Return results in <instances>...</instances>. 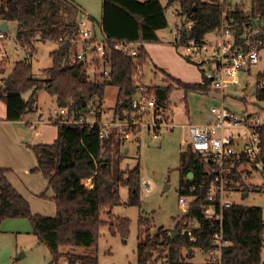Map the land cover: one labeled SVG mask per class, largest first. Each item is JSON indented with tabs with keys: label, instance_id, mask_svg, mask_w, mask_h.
Wrapping results in <instances>:
<instances>
[{
	"label": "trees",
	"instance_id": "obj_1",
	"mask_svg": "<svg viewBox=\"0 0 264 264\" xmlns=\"http://www.w3.org/2000/svg\"><path fill=\"white\" fill-rule=\"evenodd\" d=\"M102 1L100 27L107 39L109 77L103 81H91L86 71L81 70L83 65L80 62L71 64L66 59L71 45L60 42L78 30L80 12L75 3L71 0H0V22L16 24V43L26 54V58L17 62L10 74L0 81V101L6 106L8 122L21 121L36 111L37 93L42 89L56 99L58 108L66 107L81 113L90 106L99 109L105 100L108 81L119 89L115 112L124 117L132 110L133 100L140 89L135 79L149 65V56L144 46H140L136 55L131 57L114 50L113 45L117 42H159L158 32L168 27L165 8L160 0ZM175 3L180 6L178 16L194 22L192 37L197 39L212 32L220 24L225 11L219 0H168L169 6ZM229 16L234 20L238 35L252 26L260 29L264 37V0H251L249 11L236 8ZM181 37L183 43L186 42L187 35L183 33ZM38 42L58 45L51 54L53 66L45 71L46 80L35 78L33 73L31 61ZM5 62L0 64V74L6 71ZM165 76L170 81L167 86H143L147 98L155 100L160 109L170 108L171 96L177 89L184 91V102L189 93L206 94L212 90L203 73L201 84H187L167 74ZM28 92H31L30 98L25 99L24 94ZM255 96L264 102V72L257 75ZM97 116L100 119V113ZM55 123L58 126L57 138L50 144L31 147L37 160V166L31 172L41 173L47 180L48 190L52 191L50 200L56 207L55 216L33 214L29 202L7 179L9 171L0 167V222L28 219L39 242L49 248L51 264H58L65 256L61 253V248L65 247L85 248L87 254L80 257L81 263L99 264L96 251L101 230L107 226L111 234L123 238L130 233L128 219L115 216H111L109 221L103 219L105 214L111 215L112 210L122 204L120 189H128V205L142 208L141 165L138 163L133 169L122 170L124 142L115 137L102 139L99 128L65 126L60 121ZM258 136L259 160L264 164V125L258 129ZM245 162L247 159L236 163L233 179L248 193L242 172L237 169ZM208 169L203 157L190 148L183 152L179 168L180 193L205 178ZM87 181H91L90 186H86ZM148 225V220L140 213L139 226ZM224 234L230 245L223 252L222 264H264L263 209L234 205L225 212ZM197 247L208 249V243L190 244L180 236L178 227L171 232L159 228L154 235L147 229L144 240L137 247V264H157L165 253L171 264H185L182 262L184 252Z\"/></svg>",
	"mask_w": 264,
	"mask_h": 264
},
{
	"label": "rangeland",
	"instance_id": "obj_2",
	"mask_svg": "<svg viewBox=\"0 0 264 264\" xmlns=\"http://www.w3.org/2000/svg\"><path fill=\"white\" fill-rule=\"evenodd\" d=\"M140 1L144 2L146 0ZM160 1L165 8L168 27L161 30L159 35L162 43L169 44L174 41L172 33L175 32L176 26H182L186 19L178 16L177 13L180 8L178 3L169 6L168 0ZM76 2L90 3L92 8L89 5L84 6L83 3V6H80L83 9L85 8L84 10L88 11L90 16H96L95 18L99 21L97 16H99L101 8L100 0H76ZM250 7L251 0H244L242 9L249 11ZM81 16L86 18L87 14H85V17L84 15ZM82 17H79L78 21L83 20ZM93 22L98 28V30H95L101 33L100 25L95 21ZM8 28L9 32L6 34V40L0 43V52L8 56V62L5 66L6 71L0 74V81L10 74L17 61L26 57L21 48L16 46V24L8 23ZM57 47V43L54 42L37 43L36 52L31 61L35 78L48 79L45 71L53 66L51 54ZM174 48L175 58L171 57L169 52L163 53L162 58L170 65L172 64L174 69H177L179 66L176 60L180 59L179 57L185 63L189 62L184 57L182 49ZM4 59L5 57L2 58L0 64L5 62L6 59ZM86 62L87 64L83 65L81 70L86 71L88 78L94 81L96 76L101 77L104 67H98L93 62L91 55L87 56ZM196 69L197 66L193 63L187 64L188 83L199 84L202 82V76ZM154 71V64L149 62V65L142 70L141 83L143 86L169 85L170 81L164 78L161 72V74H158L159 78H155ZM261 72H264V52L262 53L261 62L256 67L241 74V84L226 90L223 105L239 116L259 117L260 123L264 125V102L258 101L255 96L257 75ZM118 92L119 89L115 86L106 88L104 109L110 112L114 111ZM30 94L31 92L24 94V98L29 99ZM184 97V91L177 89L171 96L170 109L165 112L166 115L173 118L174 128L171 130L162 129L156 139H153L152 134L146 132L142 135L139 143L133 140L125 143L128 152L127 154L123 152L124 159L120 165L121 169H133L140 163L142 182L149 181L152 188L149 190L150 194L146 195L143 185L141 186V209L128 205V189L126 187L120 189L122 204L115 207L111 215L105 214L103 219L109 221L111 216L128 219L130 221V233L127 238H123L120 235L111 234L108 227H104L101 230V239L96 251L99 264H137V247L144 240L147 229L150 230V234L154 235L159 228L170 232L176 228L178 215H180L178 200L181 188L179 172L181 154L188 151L191 140L189 130L185 125L209 123L212 119L214 120L211 109L222 106L221 93L213 88L206 94L189 93L186 102H184ZM137 98L138 95L135 96V100ZM36 100L35 112H38V116L41 114V118H38L39 124L31 125V127L33 129L38 128L40 135L36 136L35 131H33L35 135H32L29 131L28 134H21V138L27 135L32 137L31 141L34 144L23 139L25 149L22 157H24V160L21 159L20 154L14 157V165L10 167L9 176L12 178L17 191L29 202L33 214L55 216L56 207L50 200L52 191H47V180L41 173H25L24 171L25 169L32 171L37 165L36 156L31 147L38 144H50L58 136V126L55 122L49 121V118L52 117L50 115L58 108L56 99L50 96L45 89H42ZM3 129L6 131V128ZM231 135L235 139L241 138L238 141L246 142L248 140L246 131H233ZM243 183L245 187L249 188V192L245 193L240 190V187H237L238 190L233 192L230 200L238 206L259 207L264 211V177L257 172H253L244 176ZM140 213L148 220V226H139ZM61 253L65 256L58 264H82L80 257L87 254V250L85 248L65 247L61 248ZM70 257L74 259V262L71 261ZM198 261H204V257L200 253H197L196 259L189 264H197ZM51 262L52 255L49 248L39 242L37 236L33 233V225L28 219H7L0 222V264H51Z\"/></svg>",
	"mask_w": 264,
	"mask_h": 264
},
{
	"label": "built area",
	"instance_id": "obj_3",
	"mask_svg": "<svg viewBox=\"0 0 264 264\" xmlns=\"http://www.w3.org/2000/svg\"><path fill=\"white\" fill-rule=\"evenodd\" d=\"M223 6L220 24L204 38L192 37L194 22L186 19L182 26H176L174 46L181 47L184 57L193 63L203 77L209 81L211 87L221 93V107H213L211 113L214 120L207 124L185 125L189 130V148L203 157L209 167L207 176L191 185L180 193L177 226L180 236L187 239L192 245L208 243V249L200 247L191 248L184 252L182 262L189 264L195 260L197 253L204 257V261L197 264H222L224 250L230 243L224 234L225 212L235 204L230 196L237 187L244 192V187L235 183L233 179L236 163L242 159L238 172L243 177L253 172L264 177V164L260 159V140L258 129L263 124L259 117L239 116L223 105L225 92L232 86L241 84V74L246 70L256 67L262 60L264 52V37L257 27H247L241 35L237 34L236 25L229 15L236 8H243L244 0H219ZM1 23V22H0ZM187 35L186 42L182 41V34ZM6 40V34L0 31V43ZM61 43H69L71 49L66 58L71 64L83 62L87 64V56L91 55L93 62L103 66L101 77L94 80L103 81L109 77V64L106 58L107 39L96 32L86 19L78 21L77 32L68 38L61 39ZM141 43H114L113 48L126 55L134 57ZM3 55L0 54V61ZM140 87L137 100H133L132 110L124 115L110 112L103 108L97 109L90 106L84 113L59 107L50 115L49 121H60L65 126H80L99 128L102 139L111 137L121 139L124 144L127 141L139 143L146 132L156 139L162 129H172L175 124L168 120V110L156 106L155 100L148 99L142 85V73L135 79ZM100 113V119L97 116ZM184 127V126H183ZM246 131V142L235 139L231 132ZM243 171H247L243 172ZM191 178L193 176L190 175ZM207 179V180H206ZM143 183V184H142ZM146 195L152 185L149 181L141 182ZM197 251V253H196ZM157 264H171L169 256L163 254Z\"/></svg>",
	"mask_w": 264,
	"mask_h": 264
},
{
	"label": "crops",
	"instance_id": "obj_4",
	"mask_svg": "<svg viewBox=\"0 0 264 264\" xmlns=\"http://www.w3.org/2000/svg\"><path fill=\"white\" fill-rule=\"evenodd\" d=\"M71 1L73 3H75L79 7V12L80 13H79V15L77 17V20H78L79 17H82L81 15H84V17H85V14H87L86 18L82 17V19H86L91 27H93V28L98 30V28L96 27V25H95V23L93 21L97 22L100 25L101 19H102V12H103V1L100 0L101 1V8L99 10L100 11L99 12V16H97L99 21L95 18L96 16H93V15L90 16L89 12L84 10L85 8L83 9L80 6V5L83 6V4H84V6L85 5H89V7L92 8L90 3H85V2L77 3L76 0H71ZM96 32H98V31H96ZM159 33H160V31L158 32L159 42L149 43V44H147V43L142 44V46H144V48H145V51L148 53L149 62H152L154 64L155 71L153 72V74H154L155 78L158 79L159 78L158 74L162 73L164 78L166 77L165 74H167V75L171 76L174 79L180 80L183 83L193 84V83H188V81H187L188 73H187L186 68H187V64H189V63H185V61H183V59L181 57L177 56V57L180 58V59L176 60V63H178L179 67L177 69H174L172 64L170 65L169 63H167V61L163 60V58H162L163 57V53H166V52H169L171 57L175 58V56H176L175 53H174L175 38H174V41H172V43H169V44L162 43V40L160 38ZM174 35H175V32L172 33V36H174ZM16 46L20 48V46H18L17 44H16ZM172 46H174V47H172ZM57 49H58V47L56 48V50ZM21 50L24 52V50L22 48H21ZM0 54L3 55V57H5V59H6L5 63H7L8 62L7 54L1 53V52H0ZM24 59H21L19 61H22ZM19 61H17V62H19ZM196 70H198V72L202 76L201 71L198 68ZM2 79H4V78H2ZM202 80H203V78H202ZM201 83H199V84H201ZM38 93H37V95H38ZM29 96H28V98H29ZM187 110H188V107H187ZM188 113H189V110L187 111V114ZM6 116H7L6 106H5L4 103H2L0 101V126H2V127H0L1 128V131H0V167L10 171V167H12V165H14L13 163H14V157L15 156H18L20 154L21 155V159L24 160V157H22V155L24 154L23 150L25 149V144L23 142V139H25L28 142L33 139L32 137H29L28 135L26 137H22L21 138V136H22L21 134H24V133L28 134V131H29L32 135H35V133H33V131H35L36 132V136L40 135V130H38V128H36L37 130L33 129L31 127V125L33 126V125L37 124L38 122L40 123V121H38V118H41V114L38 116V112L36 113L34 111L32 113L27 114L21 121H18V122H8L6 120ZM168 120L170 121V123L174 124V120H173V118L171 116H169ZM212 121H213V119H212ZM212 121H210V122H212ZM187 125H190V124H187ZM3 128H6V131ZM169 130H171V129H169ZM31 143L34 144V142H32V141H31ZM125 147H126V144H124V148ZM125 150H126V148H125ZM24 171H25V173L31 172L30 169H25ZM7 179L9 180V182L14 187L15 184H14L12 178L9 176V172L7 173ZM90 184H91V181H87L86 182V186H90ZM47 191H49L48 190V183H47ZM18 193L21 196H23L20 192H18ZM23 198H24V196H23Z\"/></svg>",
	"mask_w": 264,
	"mask_h": 264
},
{
	"label": "water",
	"instance_id": "obj_5",
	"mask_svg": "<svg viewBox=\"0 0 264 264\" xmlns=\"http://www.w3.org/2000/svg\"><path fill=\"white\" fill-rule=\"evenodd\" d=\"M0 31L4 32L5 34H7L9 32V28H8V23L7 22H1L0 23ZM80 65H83V62H80ZM108 86H112V82L108 81ZM127 149L124 151V154H127ZM192 176V175H191ZM167 189V187H166Z\"/></svg>",
	"mask_w": 264,
	"mask_h": 264
}]
</instances>
